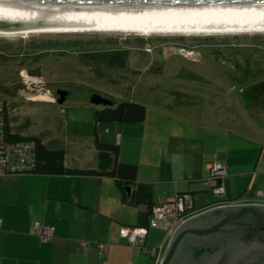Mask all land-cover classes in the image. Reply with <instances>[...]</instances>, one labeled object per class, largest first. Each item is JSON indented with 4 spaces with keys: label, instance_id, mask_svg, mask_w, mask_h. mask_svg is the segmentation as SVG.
<instances>
[{
    "label": "rangeland",
    "instance_id": "1",
    "mask_svg": "<svg viewBox=\"0 0 264 264\" xmlns=\"http://www.w3.org/2000/svg\"><path fill=\"white\" fill-rule=\"evenodd\" d=\"M262 79L260 32L0 35V99L9 104L13 130L53 139L48 146H64L69 164L81 157L87 167H98L96 140L122 143L124 156L145 172L141 139L165 124L161 137L177 141L180 190L199 191L197 204L264 201L257 196L264 191V113L250 110L244 97ZM94 94L144 105L147 125L98 122ZM209 161L227 167L220 198L205 185L210 171L202 163ZM191 165L193 173H184ZM151 232L163 238L166 231Z\"/></svg>",
    "mask_w": 264,
    "mask_h": 264
},
{
    "label": "crops",
    "instance_id": "2",
    "mask_svg": "<svg viewBox=\"0 0 264 264\" xmlns=\"http://www.w3.org/2000/svg\"><path fill=\"white\" fill-rule=\"evenodd\" d=\"M131 124L145 127L147 121L145 118ZM164 126L157 123L154 127L156 137L141 139V149L147 161L145 172L136 161L124 156L122 143H110L119 148L118 161L138 166L137 182L152 185L154 204L164 202L177 192H190L194 196L199 192L180 190L183 182L176 179L177 165L173 156L177 141L172 136L161 137L166 133ZM106 131L111 129L106 128ZM51 141L53 139L42 143L49 147ZM49 148L64 149V146ZM126 148L131 150L128 146ZM80 158L82 163L83 158ZM210 162L202 163L205 170ZM80 163L69 164L65 155L64 164L69 169H99V164L98 167H87ZM193 167L184 169V173H193ZM129 186L131 198H128L124 185L107 175H0V264H155L148 248L160 245L164 253L170 239L166 232L163 238L155 237L151 230L160 228H150L142 248L131 245L120 233L122 226H143L150 218L145 205L130 202L136 184ZM197 205H204V202ZM36 222L54 226V238L44 241L36 233ZM98 242L108 243L107 250L101 252Z\"/></svg>",
    "mask_w": 264,
    "mask_h": 264
},
{
    "label": "water",
    "instance_id": "3",
    "mask_svg": "<svg viewBox=\"0 0 264 264\" xmlns=\"http://www.w3.org/2000/svg\"><path fill=\"white\" fill-rule=\"evenodd\" d=\"M181 26L264 23V0H0V28L47 20ZM92 102L111 106L98 94ZM131 198V186H125ZM159 264H264V204L225 203L181 222Z\"/></svg>",
    "mask_w": 264,
    "mask_h": 264
},
{
    "label": "built area",
    "instance_id": "4",
    "mask_svg": "<svg viewBox=\"0 0 264 264\" xmlns=\"http://www.w3.org/2000/svg\"><path fill=\"white\" fill-rule=\"evenodd\" d=\"M9 117V104L0 99V175L34 173L37 167L36 142L33 139H15L16 132ZM208 169L210 177L205 183L211 185L212 194L220 198L225 194L224 177L227 174V167L222 162L211 161ZM257 196L264 198V191H258ZM218 205H222L221 202L214 201L208 205L198 206L192 193L177 192L164 202L153 205L147 225H124L120 228V233L131 245L142 248L150 228H161L171 237L181 222L204 209ZM35 228L36 233L44 241L52 240L55 236V227L52 225L36 222ZM98 248L101 252L106 251L108 243L98 242ZM148 253L154 258L155 264H159L163 255L162 246L148 248Z\"/></svg>",
    "mask_w": 264,
    "mask_h": 264
},
{
    "label": "trees",
    "instance_id": "5",
    "mask_svg": "<svg viewBox=\"0 0 264 264\" xmlns=\"http://www.w3.org/2000/svg\"><path fill=\"white\" fill-rule=\"evenodd\" d=\"M115 53V52H111ZM244 97L247 107L256 111L258 114L264 113L258 106V100L254 93V86L248 87L244 91ZM113 105L104 106L95 112V118L98 122H119L135 123L144 121L147 116V108L136 102H116ZM15 139H33L36 142V162L37 167L34 173L40 174H93L107 175L116 178L121 185L129 186L136 184V189L132 194V202L135 205H145L148 213L154 205L152 185L148 183L137 182L138 166L132 163L118 161V146L115 144L101 142L96 140V148L99 156V169H69L65 166V151L63 148H49L42 141L34 136H23L16 133ZM112 154L114 157H112ZM148 222L145 224L147 225Z\"/></svg>",
    "mask_w": 264,
    "mask_h": 264
},
{
    "label": "bare ground",
    "instance_id": "6",
    "mask_svg": "<svg viewBox=\"0 0 264 264\" xmlns=\"http://www.w3.org/2000/svg\"><path fill=\"white\" fill-rule=\"evenodd\" d=\"M126 32L152 35L163 34H214V33H264V23L252 24H225L203 26H181L174 24L141 23L134 20L118 22L114 20L100 19L85 24L75 22L56 23L52 21H39L29 26L0 28V35L28 36L34 33H70V32Z\"/></svg>",
    "mask_w": 264,
    "mask_h": 264
},
{
    "label": "flooded vegetation",
    "instance_id": "7",
    "mask_svg": "<svg viewBox=\"0 0 264 264\" xmlns=\"http://www.w3.org/2000/svg\"><path fill=\"white\" fill-rule=\"evenodd\" d=\"M110 54H113V53H110ZM115 55L120 56L119 53L115 54ZM252 86H254V93H255L256 98L258 100V106H259L260 110L264 111V79L254 82ZM101 106L104 107L103 105H101ZM235 203H243V202H235Z\"/></svg>",
    "mask_w": 264,
    "mask_h": 264
}]
</instances>
